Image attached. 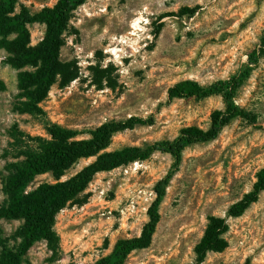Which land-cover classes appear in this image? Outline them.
<instances>
[{
	"label": "rangeland",
	"instance_id": "rangeland-1",
	"mask_svg": "<svg viewBox=\"0 0 264 264\" xmlns=\"http://www.w3.org/2000/svg\"><path fill=\"white\" fill-rule=\"evenodd\" d=\"M58 1L20 0L17 11L24 6L38 13ZM30 32L31 45H37L45 25H32ZM263 36L264 0H85L62 36L60 60L70 63L77 77L66 87L61 79L52 86L41 103V116L16 111L19 70L7 64L0 49V203L6 199L7 163L16 161V130L47 137L46 124L52 123L77 132V139H89L109 121L155 118L153 126L115 134L109 152L174 140L191 126L209 130L212 115L227 108L223 97L170 100L169 89L185 80L206 87L231 78L247 68L248 55ZM236 103L256 119L237 118L216 140L185 149L159 207L152 245L132 252L124 264L194 262V248L209 218H225L252 191L264 169V58L239 90ZM95 160H80L61 181ZM173 164L170 154L158 152L98 173L79 199L58 214L57 253L41 241L23 264H97L119 240L140 236L157 198L155 186ZM55 183L51 174L38 176L28 190ZM228 222L229 247L208 254L202 264H264V192L242 217ZM22 224L0 222V252L3 245L17 247L15 232Z\"/></svg>",
	"mask_w": 264,
	"mask_h": 264
},
{
	"label": "trees",
	"instance_id": "trees-1",
	"mask_svg": "<svg viewBox=\"0 0 264 264\" xmlns=\"http://www.w3.org/2000/svg\"><path fill=\"white\" fill-rule=\"evenodd\" d=\"M84 1L59 0L54 7L32 13L24 6L17 11L20 0H0V49L6 52L7 64L19 70L20 94L15 109L20 114L44 115L41 103L47 98L52 86L61 79V85L66 87L76 79L72 65L60 60L64 45L62 36L70 25L73 12ZM190 14L193 16L195 12L191 11ZM35 24L45 25V34L37 45L32 46L30 27ZM262 58L264 36L261 45L248 55L247 68L231 78L206 87L196 81L185 80L169 89L170 100H204L215 95L223 97L227 108L212 115L209 130L191 126L184 128L174 140L113 152L108 149L115 134L141 126H153L155 118L133 116L125 121H109L92 131L89 139H77V132L52 123L46 124L47 137H33L16 130L13 134L15 147L18 146L17 153L13 155L16 161L8 162L6 166L8 175L3 182L6 199L0 203V222L22 221L23 224L15 232V237L19 239L17 247L3 245L0 264H23L30 250L41 241L47 242L50 250L57 253L60 239L54 227L58 214L79 199L98 173L144 161L158 152L168 153L174 159V164L172 170L155 186L157 198L148 211L149 221L141 235L119 240L112 254L97 264H124L132 252L149 248L161 219L159 207L166 197L170 181L181 165L185 149L216 140L224 127L237 118L248 121L256 119L237 105L236 97ZM6 154L9 155L10 151H6ZM93 157H96L94 162L70 179L61 181L74 164ZM46 174L53 175L56 183L42 184L35 190H28L36 177ZM263 192L264 169H261L252 191L234 203L225 218H209V224L194 248L195 261L189 264H202L208 254L224 252L229 247L225 237L230 229L229 219L242 217L259 201ZM245 264H250V261L247 260Z\"/></svg>",
	"mask_w": 264,
	"mask_h": 264
},
{
	"label": "bare ground",
	"instance_id": "bare-ground-1",
	"mask_svg": "<svg viewBox=\"0 0 264 264\" xmlns=\"http://www.w3.org/2000/svg\"><path fill=\"white\" fill-rule=\"evenodd\" d=\"M135 26H136V25H135ZM112 52H113V53H114V52L116 53V50H115V49H113V50H112ZM138 165H139V164H138Z\"/></svg>",
	"mask_w": 264,
	"mask_h": 264
}]
</instances>
